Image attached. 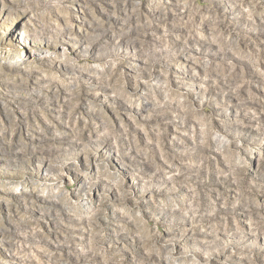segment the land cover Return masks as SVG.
Returning a JSON list of instances; mask_svg holds the SVG:
<instances>
[{
	"label": "rangeland",
	"instance_id": "rangeland-1",
	"mask_svg": "<svg viewBox=\"0 0 264 264\" xmlns=\"http://www.w3.org/2000/svg\"><path fill=\"white\" fill-rule=\"evenodd\" d=\"M0 264H264V0H0Z\"/></svg>",
	"mask_w": 264,
	"mask_h": 264
}]
</instances>
